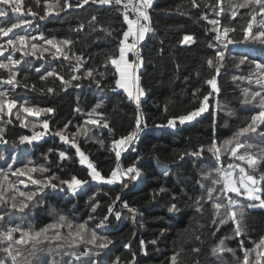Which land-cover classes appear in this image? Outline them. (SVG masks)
<instances>
[{
	"label": "trees",
	"instance_id": "1",
	"mask_svg": "<svg viewBox=\"0 0 264 264\" xmlns=\"http://www.w3.org/2000/svg\"><path fill=\"white\" fill-rule=\"evenodd\" d=\"M200 8H192L189 0H154L153 8L149 10L153 32H150L141 42V57L143 66L141 67L139 77L140 86L144 88L146 95L141 98L140 108L147 119L148 127L140 135L137 146L131 152L120 157V163L127 168L135 161H139L136 167L140 170V177L128 184L127 188L117 184H104L91 181L88 176L86 165L79 163V157L75 155V149L68 144L63 143L59 137L46 135L42 140L34 142L32 145L27 143L20 144L21 135H31L33 131L40 132V122L49 119V130L54 131L63 127L65 122L71 121L68 126V133L77 131L76 125L81 124L87 119L86 116L76 114L74 109L80 107L84 111H89L97 102L103 99V107L99 111L105 113L110 123L109 132L107 129H99L91 126L92 131L88 136H78L81 151L95 164L102 175L107 176L110 169L115 167V153L112 151V139L127 135L134 127V116L136 106L132 100L127 97L124 90L111 92L107 89L101 91L90 80L84 79L80 83V88H69L66 92L60 91L58 80L53 81L49 78L48 87H55L54 94H46L40 91L45 82L39 79V73L33 71L35 67L56 69L68 78L69 68L68 61L62 57L53 59L50 53L44 52L41 59L36 57H24L25 63L20 68L27 69L28 79L25 81L24 72L18 77L22 85L28 84V87H17L14 92L10 91L9 95L17 101V108L25 101L27 106L53 107L54 114L48 117H34L27 113H21V120L25 121L24 126L13 116V123L7 126L6 139L8 144H0V156L7 159L10 155L17 157V164L22 166L28 160H32L36 166L47 165L42 153H47L48 149L66 151L70 160H65L62 165L56 167L57 155L54 151L48 155V160L52 161L53 172L62 179L70 176H77L80 179L89 180V184L83 186L82 190L75 196L51 189H45L35 200L25 209L23 213L11 211L6 221H12L15 225H20L25 229L39 230L46 224L53 223L56 219V213L66 215L74 223L88 222V227H94L99 219L106 214L107 206L112 200L119 195L121 200H126L130 206L137 209L136 223L133 224L129 218L127 209H122V220L113 221L111 227L106 230H99L101 234H107L113 240L109 249L105 250L107 255L104 257L107 262L108 257H121L122 262L131 261L130 252H134L136 264H169V258L173 251L181 245L184 251L181 255L182 264H221V261L210 255V249L216 241L222 236H229L226 241L228 247L236 250L235 256L226 253L223 258V264H237L236 257H242L243 253L239 247V241H244L245 248H252L253 242H258L264 237V208L255 207L247 210L245 218V234L241 237H232V224L229 223L220 228L216 236L211 235L214 226L210 223L212 217L211 202L204 204V215L201 217L191 205L193 200L198 199L203 192L198 181H201V172L207 171L216 164L215 157L212 153L205 151L199 157H190L185 155L180 160L179 155L198 149L201 145L207 146L215 138L218 144L224 139H229L241 127L245 125L248 117L252 114L248 109L252 105L242 103V90L251 88L255 91L258 86L255 83L249 85L247 80L233 81L232 77H247L251 73L258 72L253 64L246 62L240 67H236L242 55H247L249 61L257 60L264 63V44L258 41L243 40V27L246 26L249 17L245 15L248 9H238L239 15L234 20L228 19V14L220 17L221 24L234 27L236 30L230 33L235 41L228 46L225 54L224 67L221 69V76L218 78L221 92L218 97L220 105L227 106V109L233 111L235 115L227 116L223 112L216 114L215 125L213 117L209 115L213 111L214 101L210 98L209 112L199 119L185 124H178L176 129L169 127L159 128L154 125L166 123L168 118L173 116L184 115L188 111L196 108L200 101L192 95L196 88L201 93L206 94L210 91V86L204 83L206 78L210 77V69L205 65L207 58L214 55L216 49L210 48L209 43L213 42L215 33L212 31L213 26L208 20L201 19L207 13L208 19L216 18L215 13L209 9V5L214 4L215 0H198ZM233 3L240 0H232ZM32 0H25V4H31ZM34 6V5H33ZM97 14L105 21L111 24L112 28L119 29L122 22V16L116 8H100L98 6H86L83 9H70L61 12L59 15H50L45 19L28 17L32 20L31 25L22 26L14 29L15 33L24 35H38L44 33L46 38L56 37L62 40L65 37H72L77 40L73 46V51L77 55H83L88 60L91 54L94 58L88 60L85 67H99L105 52H115L117 48V38L115 33L112 36L103 35L98 41L94 39L97 35L92 33L87 35V30L81 33H73L71 29L77 26L78 22L89 17L90 14ZM16 14L9 13L7 17H0V26H9L15 22ZM259 19V18H258ZM126 27V25L124 26ZM200 29L207 34L210 39L204 40L197 38L191 45L181 43L185 35L191 34L193 30ZM255 31V26L253 28ZM13 34L9 33V37ZM9 37H0V44L7 47ZM43 45L44 48L50 46L43 44V41H32ZM161 49L163 52L161 53ZM28 49H25L27 51ZM11 51V49H9ZM8 53L6 52L5 55ZM22 52L15 53L14 58H20ZM41 56V52H37ZM131 59L134 60V54L131 53ZM3 59V57H0ZM200 75H197V73ZM0 75H6L0 70ZM113 78L108 77L107 83L111 84ZM36 86V90L32 89ZM7 87L0 83V89ZM79 97V101H77ZM167 104L168 111L164 112V105ZM16 109H13L15 112ZM26 118V119H25ZM32 124L36 127L33 129ZM96 137L104 141L101 146ZM243 139V138H242ZM250 142L257 143V138L252 136ZM119 150V149H117ZM243 151V149L241 150ZM256 151V149H253ZM195 162V166H194ZM221 162L224 170L234 171V178H239V169H229L228 165L241 164L243 162L236 160L230 155L221 154ZM4 161L0 160V166ZM168 165L169 175L164 176L162 166ZM251 174V170H249ZM259 173H264V166L259 168ZM259 173H256L259 175ZM36 177L40 173L33 174ZM214 175H216L214 173ZM15 181L16 177H10ZM206 185L207 182L205 181ZM264 188V183L259 185ZM30 188L33 186L29 185ZM159 187H164L168 191L160 194L155 201L152 200V193ZM21 188L23 186L21 185ZM96 193V199L100 202V207L96 213H92L88 203V197ZM171 195L179 198L178 207H181L179 213L169 212L168 206ZM235 198V194L229 193ZM43 198V199H42ZM264 198V194H262ZM241 202L246 203L245 198L241 197ZM37 201L41 203L36 204ZM256 203H259L258 201ZM119 207V202H117ZM96 217L95 220H89V216ZM195 217V219H194ZM203 225V227H201ZM8 226L0 222V231ZM187 230V231H185ZM64 235H67V229H61ZM163 232V235H161ZM200 236L203 243L195 241V236ZM145 242V251L141 250L139 241ZM156 240L155 245L149 241ZM59 242H44L39 245L40 248H54ZM131 244L129 250L126 245ZM192 244L201 248L199 254L190 251ZM4 245L0 244V247ZM83 249V245L80 246ZM73 249H65L72 251ZM4 253L0 252V257ZM33 264H78L67 255L53 254L48 256L46 253H39L38 258Z\"/></svg>",
	"mask_w": 264,
	"mask_h": 264
},
{
	"label": "snow or ice",
	"instance_id": "2",
	"mask_svg": "<svg viewBox=\"0 0 264 264\" xmlns=\"http://www.w3.org/2000/svg\"><path fill=\"white\" fill-rule=\"evenodd\" d=\"M192 8H200L198 0H189ZM154 0H32L31 4L26 5L25 0H0V17H7L9 13L16 14L15 22L10 23L9 26H0V37H9V33L13 35L6 41L7 47L0 44V70H3L6 75H0V83L7 87L0 89V144H8L6 139L7 126L13 123V116L20 121L22 125L25 124L21 120V113H27L30 116L48 117L54 114L53 107H38L27 106V101L17 108V101L11 98L10 91L14 92L17 87H28L27 83L22 85L18 77L22 72L25 73L23 80H27V69L20 68L21 64L25 63L24 57L31 56L41 59L44 52L50 53L53 59L62 57L63 60L68 61V78L58 72L56 69L44 68L41 70L35 67L32 70L39 73V79L45 82L44 87L40 91L46 94H54L55 87H48L47 82L49 78L53 81L60 82V91L66 92L69 88L82 87L80 81L90 80L98 89L104 91L105 89L116 92L124 90L127 97L133 101L136 106L134 116V127L124 136L113 138L111 141L112 151L115 153V167L110 169L107 176L102 175L95 164L89 157L80 149L77 142L78 136H88L92 131L91 126L103 130L112 131L110 123L103 111H99L103 107V99L97 102L89 111H84L80 107H76L74 112L76 114L83 113L87 117L83 123L76 125L77 131L68 133V126L71 121L65 122L63 127L54 131L49 130V119L45 118L40 122L41 131H33L31 135H21L19 137L20 144L32 145L34 142L42 140L46 135H53L60 138V140L75 149V155L79 157V163L86 165L88 176L91 181H96L104 184L119 183L123 188H127L128 184L137 180L140 177V170L136 167L138 160L133 162L127 168H124L120 163L121 151H127L138 140L139 134L148 127L147 119L140 108L141 98L146 95L143 87L140 86V77L138 69L143 66V59L139 55L138 46L144 41L147 34L154 31L152 26V19L149 10L153 8ZM34 5V6H33ZM86 6H98L100 8H116L122 16V22L119 29L112 28L111 24L105 21L102 17L93 13L89 17L78 22L77 26L71 29L73 33H81L87 30V35L92 33L97 35L95 40L101 39L103 35L112 36L114 33L117 38V48L115 52H105L102 60L99 62V67L88 66V60L94 57L90 54L88 60L83 55H77L73 51V46L77 43L76 39L72 37H65L62 40H57L56 37L46 38L44 33L38 35H21L15 33L14 29L22 28L25 25H31L32 20L28 17L45 19L50 15H59L61 12H66L70 9H83ZM209 9L215 13L216 18L208 19V14L205 13L201 19L208 20L213 26L212 31L215 33L213 42L209 43L210 48H215L214 55L207 58L205 65L210 69V77L204 80V83L210 86V91L206 94L201 93L199 88H196L192 95L198 99L200 103L198 106L184 115L173 116L168 118L166 123L154 125V127L172 129L177 128L178 124H185L191 122L202 116L205 112H209L210 98L214 101L213 111L209 113L213 117V125H215V116L223 112L227 116H233L235 113L227 106L220 105L219 95L221 87L218 78L221 76V69L225 66V54L228 46L241 41H235L230 33L236 29L221 24L220 17L228 14V19L234 20L239 15L238 9H248L245 13L249 17L246 26L243 27V40L258 41L264 44V0H240V2L233 3L232 0H215L214 4L208 6ZM130 13L133 15L130 16ZM259 18V19H258ZM126 25V27H124ZM255 26V31L253 28ZM43 41V44L50 46L44 48L43 45L33 43L32 41ZM182 44L195 43V38L192 35H185L181 41ZM11 49V51H9ZM25 49H28L25 51ZM41 52V56H37V52ZM161 53L163 49L160 50ZM8 53L5 55V53ZM22 52L20 58H14L15 53ZM128 53H135L136 60L129 62L127 59ZM246 62H250L255 66L258 72L251 73L247 77L233 76V81L247 80L248 84L255 83L258 88L253 91L251 88H244L242 90V103L252 105L248 109L252 114L248 117L247 122L239 128L231 138L224 139L219 144L213 138L210 144L205 148L201 145L198 149L185 152L179 155V159L183 160L184 156L201 157L205 151L212 153L215 157L216 164L207 171L201 172V181H198L200 188L203 189L202 194L198 199L193 200L191 205H184L192 207L194 211L201 217L204 215V204L211 202L212 219L210 223L214 226L211 231L213 237L220 231V228L229 223L232 224V237H241L245 234V218L247 210L255 207L264 208V188L260 187L264 183V173H259V168L264 166V63L257 60L249 61L247 55H242L236 67H240ZM109 75L112 76L113 82L107 83ZM197 75H200L198 72ZM36 90V86H31ZM79 101V97H77ZM13 109H16L13 112ZM168 111L167 104L164 105V112ZM26 119V118H25ZM31 127L35 129L36 125ZM255 136L257 143L250 142V138ZM243 138V139H242ZM103 146L102 139L92 137ZM119 149V150H117ZM243 149V151H241ZM256 149V151H253ZM56 152L57 161L56 167L63 164L65 160H70L72 157L66 151H58L49 148L47 153H42L47 165L36 166L32 160L27 163L21 161L22 166L17 164V157L10 155L7 159L0 156V160L4 161L3 166H0V222L7 224L3 231H0V252L4 253L0 257V264H33V261L38 258L39 253H46L52 256L63 254L69 256L78 264H136L135 253L130 252L132 256L131 261L122 262L121 257H108L107 262L104 257L107 255L106 251L109 246L113 244V240L107 234H101L99 230H106L112 226L113 221L122 220V209H127L129 218L132 223H136L137 209L130 206L126 200H121L117 195L106 208V214L95 224L94 227L89 228L88 222L74 223L66 215L56 213V219L53 223L46 224L39 230L25 229L20 225H15L12 221H6L11 211H18L23 213L25 209L35 200V198L45 191L51 189L60 193L71 194L75 196L80 192L84 185L89 184V180L80 179L73 175L67 179H62L53 172L52 161L48 160V155ZM230 155L241 164H229V169H239V178H234V171L224 170L221 162V154ZM195 166V162H194ZM251 170V174L249 172ZM40 173L39 177L34 176V173ZM162 173L164 176L169 175L168 165L162 166ZM214 173L216 175H214ZM256 173H259L257 175ZM10 177H16L13 181ZM207 182V185L205 183ZM21 185L23 188H21ZM29 185L33 186L32 188ZM168 190L164 187H159L152 193V200ZM229 193L235 194V198ZM241 197L245 198L246 203L241 202ZM43 199V198H42ZM259 202L258 204L256 202ZM119 202V207H117ZM41 202L37 201L39 205ZM89 207L92 213H96L100 207V202L96 199V193L88 197ZM179 198L171 195L168 211L179 213L181 207H178ZM96 217L90 215L89 220H95ZM195 219V217H194ZM203 227V225H201ZM61 229H67V235H64ZM187 231V230H185ZM163 235V232H161ZM195 241L201 244L203 241L200 236H195ZM229 236H222L219 238L214 246L210 249V255L221 261L226 253L235 256L236 250L228 247L226 241ZM59 242L56 247L40 248L39 245L44 242ZM150 244L155 245L156 240L149 241ZM141 250L145 251V242L139 241ZM83 245V249L80 246ZM126 247L130 250L131 244ZM239 247L242 251V257H236L237 264H264V237H261L258 242H253L252 248H245L244 241H239ZM65 249H73L72 251H65ZM184 251L181 245L178 249L173 251L169 258V264H182L181 255ZM190 251L194 254H199L201 248L192 244Z\"/></svg>",
	"mask_w": 264,
	"mask_h": 264
},
{
	"label": "rangeland",
	"instance_id": "3",
	"mask_svg": "<svg viewBox=\"0 0 264 264\" xmlns=\"http://www.w3.org/2000/svg\"><path fill=\"white\" fill-rule=\"evenodd\" d=\"M188 35H192L194 38H195V40L197 39V38H201V39H204V40H209L210 39V37L207 35V34H205L203 31H201L200 29H195V30H193V32L191 33V34H188ZM191 44H193V43H191ZM191 44H187V45H191ZM183 45H185V44H183ZM122 90V89H121ZM210 109V108H209ZM207 112H205L204 114H206ZM204 114H202V116L204 115ZM202 116H200V117H202ZM200 117H198L197 119H199ZM196 120V119H195ZM195 120H193V121H195ZM193 121H191V122H193ZM190 123V122H189ZM179 125H177V127H178ZM176 129V128H175ZM258 204V203H257Z\"/></svg>",
	"mask_w": 264,
	"mask_h": 264
},
{
	"label": "built area",
	"instance_id": "4",
	"mask_svg": "<svg viewBox=\"0 0 264 264\" xmlns=\"http://www.w3.org/2000/svg\"><path fill=\"white\" fill-rule=\"evenodd\" d=\"M131 15H133V14L130 13V16H131ZM140 44H141V43H140ZM138 51H139V55L141 56V47H140V45L138 46ZM133 54H134V60H133V61H135V60H136V55H135V53H133ZM140 70H141V67L138 69V74L140 73ZM141 133H142V132H141ZM141 133L139 134V138H140ZM139 138H138V140L134 143V145H133L132 147H129V148H128L127 151H121V156H122V155H125V154H127V153H129V152H131L132 150H134L135 147L137 146V143H138V141H139Z\"/></svg>",
	"mask_w": 264,
	"mask_h": 264
},
{
	"label": "crops",
	"instance_id": "5",
	"mask_svg": "<svg viewBox=\"0 0 264 264\" xmlns=\"http://www.w3.org/2000/svg\"><path fill=\"white\" fill-rule=\"evenodd\" d=\"M130 56H131V53H128V54H127V59L129 60V62H133V60L131 59Z\"/></svg>",
	"mask_w": 264,
	"mask_h": 264
}]
</instances>
